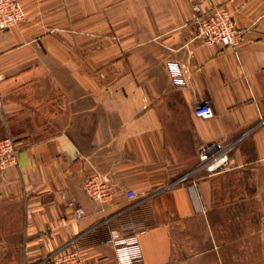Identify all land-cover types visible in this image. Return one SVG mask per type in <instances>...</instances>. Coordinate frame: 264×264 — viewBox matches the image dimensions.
<instances>
[{
	"label": "crops",
	"instance_id": "0c3cea01",
	"mask_svg": "<svg viewBox=\"0 0 264 264\" xmlns=\"http://www.w3.org/2000/svg\"><path fill=\"white\" fill-rule=\"evenodd\" d=\"M18 1L0 34V139L18 144L0 169V264H112V234L137 235L141 264H264V0ZM192 3L231 11L240 45L192 40ZM211 142L232 144L229 166L168 187Z\"/></svg>",
	"mask_w": 264,
	"mask_h": 264
},
{
	"label": "built area",
	"instance_id": "2783aa9c",
	"mask_svg": "<svg viewBox=\"0 0 264 264\" xmlns=\"http://www.w3.org/2000/svg\"><path fill=\"white\" fill-rule=\"evenodd\" d=\"M23 19L24 11L18 0H0V34ZM187 25L192 30V40L228 48H236L242 42L243 32L238 28L233 13L220 7L205 11L197 3H194L192 16ZM194 115L202 119L212 117L213 111L209 100L197 102L194 106ZM231 149L232 144L224 142H211L203 145L198 152L196 166L168 187L183 183L201 172L211 175L226 169L230 163L229 152ZM17 152L18 144L11 135L1 138L0 169L16 165ZM84 187L90 197L96 200H106L111 195L109 186L94 179L86 180ZM124 194L130 199L136 197V193L132 189H126ZM68 205L74 207V202L70 200ZM74 210L76 218H80L82 210L78 207H74ZM106 241L115 250V262L112 264H141L142 251L137 235L117 236L112 234ZM53 264L83 263L76 252H67L59 253Z\"/></svg>",
	"mask_w": 264,
	"mask_h": 264
},
{
	"label": "rangeland",
	"instance_id": "374dc122",
	"mask_svg": "<svg viewBox=\"0 0 264 264\" xmlns=\"http://www.w3.org/2000/svg\"><path fill=\"white\" fill-rule=\"evenodd\" d=\"M194 3H192L191 5H193ZM191 9H192V6H191ZM116 18H117V21L116 23L117 24H125V14L124 13H116ZM106 17H108V14H106ZM188 23V22H187ZM106 24H108V18L106 19ZM87 36H89V40H88V43L84 46V52L87 53H91L92 52V41H91V34H87ZM85 65H87V63L84 61ZM85 70L87 71V73L91 76L92 75V69H91V66H86Z\"/></svg>",
	"mask_w": 264,
	"mask_h": 264
}]
</instances>
